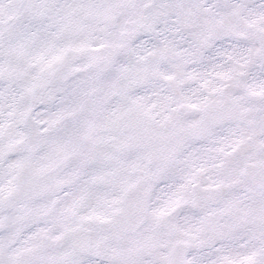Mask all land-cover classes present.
<instances>
[{
    "label": "snow or ice",
    "instance_id": "1",
    "mask_svg": "<svg viewBox=\"0 0 264 264\" xmlns=\"http://www.w3.org/2000/svg\"><path fill=\"white\" fill-rule=\"evenodd\" d=\"M0 264H264V0H0Z\"/></svg>",
    "mask_w": 264,
    "mask_h": 264
}]
</instances>
